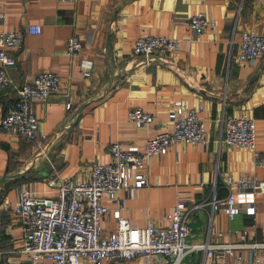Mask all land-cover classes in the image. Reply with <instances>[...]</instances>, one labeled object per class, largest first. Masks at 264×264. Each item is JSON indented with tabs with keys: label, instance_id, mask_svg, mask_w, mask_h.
<instances>
[{
	"label": "crops",
	"instance_id": "crops-1",
	"mask_svg": "<svg viewBox=\"0 0 264 264\" xmlns=\"http://www.w3.org/2000/svg\"><path fill=\"white\" fill-rule=\"evenodd\" d=\"M197 13H205L216 26L197 35L190 25ZM0 16V35L24 32L30 25L42 27L41 34H25L20 46L6 49L16 65L8 69L12 85L0 90V121L16 102L18 87L45 72L62 79L61 91L43 107H34L41 132L49 137L44 147L0 128V180L4 178L0 205L16 199L18 188L8 193L6 188L17 180L50 196L53 174L74 182L88 180L97 161L111 162L108 148L113 143L144 150L156 133L172 130L169 113L180 103L184 109L203 107L199 118L208 143H178L153 159L147 169L148 185L120 194L127 206L124 216L136 227L161 224L184 199L190 206L202 205L190 215L187 245L234 243L243 229L249 230L248 242L264 243V195L254 200L239 195L235 219L224 211L229 177L250 173L264 179L255 157L256 152L264 155V58L252 64L239 60L243 34H264V0H0ZM73 35L83 44L74 59L67 52ZM149 35L179 39V52L151 59L134 56L136 39ZM86 60L93 62L91 77L83 73ZM133 108L153 114L155 123L137 127L128 119ZM243 115L256 121L257 151L222 140L225 119ZM249 200L255 215L248 214ZM215 201L219 210L213 213ZM4 215L0 264H25L18 252L22 229L14 216ZM211 224L217 234L210 233ZM103 225L107 231L116 230L113 217ZM171 260L152 258L154 264ZM233 263L247 264L235 259ZM103 264L147 262L137 257ZM181 264L215 263L204 250H194Z\"/></svg>",
	"mask_w": 264,
	"mask_h": 264
},
{
	"label": "built area",
	"instance_id": "built-area-1",
	"mask_svg": "<svg viewBox=\"0 0 264 264\" xmlns=\"http://www.w3.org/2000/svg\"><path fill=\"white\" fill-rule=\"evenodd\" d=\"M190 25L197 35H202L216 23L205 13H197L192 16ZM41 32V26L30 25L24 32L0 35V90L12 85L8 69L16 65L15 58L6 49L20 46L25 34ZM180 46L181 41L177 38L149 35L136 39L132 51L136 57L151 59L157 54L177 53ZM82 48L80 37L73 35L67 43L68 55L74 59ZM262 58L264 34L246 31L240 43V62L252 64ZM92 69L93 62L84 61L85 77L92 76ZM61 88V77L52 72L41 73L34 81L24 83L17 88V100L1 119L0 128L44 147L49 137L41 132L34 107L49 103ZM202 110L203 107L184 109L177 103L169 113L171 131L156 133L147 141L144 150L119 142L111 144L108 148L111 162L102 164L97 161L88 180L74 182L53 174L48 185L54 195H42L31 184H22L14 201L6 200L0 205V218L3 213H10L20 225L23 245L18 252L26 260L25 264H103L131 262L137 257H145L147 264H154L153 257L172 259L170 264H181L194 250H204L215 264H234V259L247 264H262L264 243L248 242V229L239 232L238 241L234 243L187 245L186 240L192 233L190 215L202 205L190 206L184 199H179L172 214L165 216L161 224L149 223L142 228L133 226L124 216L127 206L120 194L135 192L148 185L147 169L153 159L166 155L169 148L178 143L207 145L205 124L199 118ZM128 119L137 127H150L155 123V116L142 108L131 109ZM222 140L233 147L257 151L255 119L246 115L227 117ZM255 157L256 165L264 169V155L256 152ZM226 185L230 195L224 211L231 219L238 214L239 195L247 194L253 200L264 195V179L250 173L238 179L229 177ZM105 200L115 204L116 209L112 210ZM251 203L249 200L248 214L255 215L256 208ZM212 205L213 213L219 210L216 201ZM111 217L116 221V230L112 232L103 225ZM210 233L217 234L213 224ZM241 251H246L247 255L243 257Z\"/></svg>",
	"mask_w": 264,
	"mask_h": 264
},
{
	"label": "trees",
	"instance_id": "trees-1",
	"mask_svg": "<svg viewBox=\"0 0 264 264\" xmlns=\"http://www.w3.org/2000/svg\"><path fill=\"white\" fill-rule=\"evenodd\" d=\"M22 184H24V181H22V180H17V181H15L14 183H12V184H10V185H8V187L6 188V192L8 193V192H10V191H12V190H16L17 188H19ZM5 214V213H4ZM2 215L3 216V218H5L6 217V215ZM8 215V214H7Z\"/></svg>",
	"mask_w": 264,
	"mask_h": 264
},
{
	"label": "water",
	"instance_id": "water-1",
	"mask_svg": "<svg viewBox=\"0 0 264 264\" xmlns=\"http://www.w3.org/2000/svg\"><path fill=\"white\" fill-rule=\"evenodd\" d=\"M3 181H4V178L0 180V185L3 183Z\"/></svg>",
	"mask_w": 264,
	"mask_h": 264
}]
</instances>
